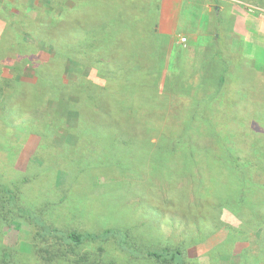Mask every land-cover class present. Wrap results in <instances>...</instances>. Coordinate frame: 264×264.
<instances>
[{
    "label": "rangeland",
    "instance_id": "1",
    "mask_svg": "<svg viewBox=\"0 0 264 264\" xmlns=\"http://www.w3.org/2000/svg\"><path fill=\"white\" fill-rule=\"evenodd\" d=\"M162 6L0 0V264H264V0Z\"/></svg>",
    "mask_w": 264,
    "mask_h": 264
},
{
    "label": "crops",
    "instance_id": "2",
    "mask_svg": "<svg viewBox=\"0 0 264 264\" xmlns=\"http://www.w3.org/2000/svg\"><path fill=\"white\" fill-rule=\"evenodd\" d=\"M184 0H163V6H162V15L160 19V27L162 31L167 33H173L175 25L177 24L178 16L182 7V2ZM243 20L245 22H243ZM247 23V24H246ZM249 23V25H248ZM252 28L254 31H252V34L254 35V38H251V40L256 45H264V32L262 33L260 30L264 27V22L260 20V18H257L256 16L252 14L245 15L244 13L241 14V19L236 22L235 29L240 34H247L250 33V30H247L246 32H243V28L248 29ZM262 40L263 43H259L258 41ZM264 47V46H262Z\"/></svg>",
    "mask_w": 264,
    "mask_h": 264
},
{
    "label": "trees",
    "instance_id": "3",
    "mask_svg": "<svg viewBox=\"0 0 264 264\" xmlns=\"http://www.w3.org/2000/svg\"><path fill=\"white\" fill-rule=\"evenodd\" d=\"M155 34H156V32H155ZM156 38H158V36H159V34H156ZM155 38V39H156ZM160 38V37H159ZM103 41V40H102ZM104 41L105 42H109V41H112V40H110V39H104ZM153 41H149V43L150 44H153L152 43ZM220 52V51H219ZM222 57V56H221ZM226 70H228V67H227V69H225L224 67H220V68H218V72H217V74H218V76H219V79L220 80H224V76H223V73H225L226 72ZM226 85V84H225ZM136 92H138L139 94H140V96H143L144 98H147L148 96H150L151 98L153 97V94H149L150 92H149V90H148V86H146V85H141L140 83H138V84H136V90H135ZM131 95V94H130ZM129 95V96H130ZM128 96V97H129ZM134 96V95H133ZM103 97V96H102ZM129 98H131V97H129ZM256 98H258V97H256ZM105 100V99H104ZM246 112V111H245ZM235 137V135L233 134V138ZM235 139V138H234ZM260 148V147H259ZM261 155H263V153H264V148H260V152H259ZM231 157V160L235 163V165H237L238 163H239V160H240V157L237 155V156H233V155H231L230 156ZM231 161V162H232ZM5 191V190H4ZM14 191H15V189L13 190L12 188H7L6 189V191H5V194L6 195H8L11 199V201L13 200H17V194L16 193H14ZM16 192V191H15ZM112 233H114V232H110V233H105L104 235H103V237H108L109 236V234H112ZM69 237L70 238H72L75 242H77V243H80L81 241H82V236L81 235H79V234H70L69 235ZM155 257H162V255L163 254H153ZM174 258H175V261H176V264H187L186 262H185V258H184V256H183V254L180 252V251H177L176 253H174Z\"/></svg>",
    "mask_w": 264,
    "mask_h": 264
}]
</instances>
